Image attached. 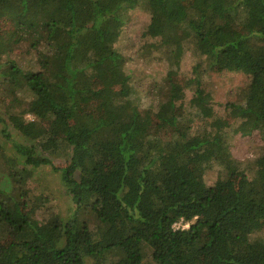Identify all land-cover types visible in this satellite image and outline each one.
I'll list each match as a JSON object with an SVG mask.
<instances>
[{"label":"trees","instance_id":"obj_1","mask_svg":"<svg viewBox=\"0 0 264 264\" xmlns=\"http://www.w3.org/2000/svg\"><path fill=\"white\" fill-rule=\"evenodd\" d=\"M137 3L155 39L144 56L167 64L149 116L115 46ZM3 19L41 69L8 55ZM187 51L196 62L183 84ZM204 70L250 77L224 114ZM186 85L203 129L185 125ZM1 94L11 106L0 103V135L21 160L0 142V264H264V151L247 169L229 145L232 133L264 140V0H0ZM213 162L224 173L209 186ZM43 165L64 180L75 205L67 216L26 210Z\"/></svg>","mask_w":264,"mask_h":264},{"label":"rangeland","instance_id":"obj_2","mask_svg":"<svg viewBox=\"0 0 264 264\" xmlns=\"http://www.w3.org/2000/svg\"><path fill=\"white\" fill-rule=\"evenodd\" d=\"M126 23L122 27L120 37L115 46L122 53L125 59V71L130 76L129 83L133 86V96L139 104L144 115L149 116L156 111L160 99V85L164 81L167 64L161 59H146L144 51L146 45L155 42L154 38L145 35L146 27L150 21V14L139 4L128 6L126 9ZM2 38L7 45L8 55L19 60L27 67L41 69L42 62L35 50H31L27 41L16 42L12 35L13 23L3 19ZM10 37L12 39H10ZM196 58L190 51H187L182 59L180 73L176 79L186 84L189 78L193 77V67ZM204 69V68H203ZM204 77L212 92L213 106L218 113L224 114V105L228 100H238L250 81L247 73L238 72H209L204 70ZM194 86H185V95L179 102L181 112L187 116L185 125L191 124L193 130L203 129L207 124L204 120L193 115L190 106V99L194 94ZM93 104L101 102L102 96L95 94ZM99 96V97H98ZM2 109L8 108L10 99L1 94ZM95 107V106H93ZM28 119L34 116L27 115ZM49 123V122H48ZM236 122L233 123V125ZM229 131V129H228ZM16 137L19 138L18 135ZM0 142L13 157L19 158L10 142L4 140L0 135ZM230 150L235 159L241 162L242 166L249 169L255 160L264 151V140L259 135L233 134L229 139ZM53 163L61 167L67 164L65 155H58L52 158ZM224 169L217 162H213L203 173V180L209 186H215L223 176ZM30 198L38 197L32 204H26V210L30 211L39 219H47L52 213H60L63 216L69 215L74 210V203L64 187V180L61 174L52 170L50 165H43L36 169L33 176L28 180ZM179 226L187 227L188 224L179 222ZM264 230V229H263Z\"/></svg>","mask_w":264,"mask_h":264}]
</instances>
